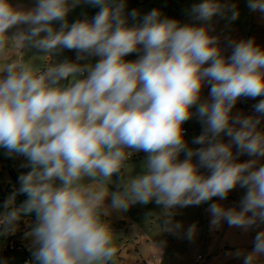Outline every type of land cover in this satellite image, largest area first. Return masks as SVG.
Here are the masks:
<instances>
[{
  "label": "clouds",
  "instance_id": "1",
  "mask_svg": "<svg viewBox=\"0 0 264 264\" xmlns=\"http://www.w3.org/2000/svg\"><path fill=\"white\" fill-rule=\"evenodd\" d=\"M84 2L100 10L91 21L69 25L66 17L81 0H36L31 9L0 0V53L18 39L22 48L44 56L68 49L76 50L78 60L100 57L94 65L51 66L18 58L0 69V148L23 155L31 168L3 203V233L34 212L35 264H113V230L103 219L110 210L154 200L163 206V228L179 229L172 224L174 208L223 200L237 185L246 189L239 208L210 204L211 224L226 221L245 230L264 224V164L256 166L264 157V131L258 129L264 99L253 105L256 115L232 112L241 97L264 96V50L252 39L240 40L232 42L226 58L219 37L210 34L213 17L226 8L231 20L238 18L235 5L194 4L190 14L204 22L199 25L181 26L154 9L129 26L128 17L135 20L139 13L126 16L124 0ZM248 7L264 13V0H248ZM19 25L27 28L10 37L9 29ZM134 52H142L137 60L124 59ZM205 85L209 98L202 100ZM194 115L203 125L193 139L202 147L195 149L183 129ZM222 134L230 138L227 143ZM139 152L147 154L142 171L130 173V158ZM244 154L256 159L239 162ZM113 176L119 180L110 191ZM17 194L27 196L18 208ZM194 234L193 225L186 236ZM236 255L243 264H257L264 255V230L251 253Z\"/></svg>",
  "mask_w": 264,
  "mask_h": 264
},
{
  "label": "crops",
  "instance_id": "2",
  "mask_svg": "<svg viewBox=\"0 0 264 264\" xmlns=\"http://www.w3.org/2000/svg\"><path fill=\"white\" fill-rule=\"evenodd\" d=\"M230 1L231 0H227V2ZM10 2L13 5H19L24 9H31L36 5V0H10ZM238 4V1L233 2V5L235 6ZM257 13L259 14L258 24L256 25V31L252 33V36L251 33H249L250 35L247 37H245V34L239 33V27L237 26L221 22L219 24H210V34L219 37V43L224 57L227 58L232 54V42H239L240 40L252 39L257 46L264 50V13L260 11H257ZM66 19L68 24H71L81 18H79L78 14L71 17L69 12ZM202 23L199 22L196 23V25ZM53 27L59 29L60 22H53ZM26 28V25H19L9 29L8 35L12 37L18 31ZM41 35L44 34L42 33ZM65 53L66 52L63 53V50H61L53 56H44V52L35 48H22L20 41L17 39L16 41H9L4 52L0 53V69H2L7 63H10L18 58H23L25 60L32 58L31 63L33 65L51 66L54 63L63 62V59L68 61L67 54L66 56L64 55ZM209 88V85H205L203 87L201 94L202 100H207L209 98ZM245 99L248 101L258 102L260 99H264V96L257 97L255 100L249 98ZM192 111L195 112V108H193ZM232 112L233 115L242 114L247 116L244 110L238 105H236ZM183 129L187 130L184 134V139L189 148L195 149L202 147V145L193 143V139L199 136L203 131V125L197 116L194 115L191 119L186 121L183 124ZM258 129L260 131H264V120H261ZM221 139L227 143L230 138L222 134ZM233 151L235 153V146H233ZM140 153L144 158L146 157V153L139 152L134 153L133 158L135 160L140 158ZM15 156V154H9L6 149L0 148V167H3L4 163H7L8 161L9 164L13 165L12 162H15ZM143 157L141 159H143ZM179 159H184L183 153H181ZM250 159H256V157H250L247 154L238 157L239 162L248 161ZM193 161L196 162L197 158L193 157ZM261 164H264V157L259 158L256 166L258 167ZM200 172L204 175L209 174V171L205 168H201ZM1 186H3V183ZM245 191L246 189L237 185V187L230 191L227 197L223 200L219 197H213L212 200L206 203H201L200 205L186 207L177 206L172 210V224L174 225L179 223L181 227L179 229L172 228L170 230L162 228V235L150 234V236L147 234L143 236L141 241L139 240L138 242V240H136L138 243L135 242L136 244L134 243V246L137 249L136 254H138V256L135 259L136 263L130 264H243V256H237L236 253L237 251L244 254L252 252L254 247V238L259 232L258 230H260L261 224L253 225L247 230L240 227L229 226L226 221H221L218 226H213L211 224L212 216L208 211V207L212 203H219L225 208H239L240 201L245 194ZM162 213L163 210L156 213L153 211V213H150L149 216L154 221L159 220L163 224L164 218ZM193 225L195 226V234L192 239H189L186 236V232L187 229ZM2 235H5V233ZM0 251L4 262L1 246ZM127 251L126 255L129 256V247H127ZM119 254L122 255V252L120 251ZM121 260L127 264V260L125 258H119L120 262ZM257 264H264V255L258 257Z\"/></svg>",
  "mask_w": 264,
  "mask_h": 264
},
{
  "label": "rangeland",
  "instance_id": "3",
  "mask_svg": "<svg viewBox=\"0 0 264 264\" xmlns=\"http://www.w3.org/2000/svg\"><path fill=\"white\" fill-rule=\"evenodd\" d=\"M238 1V5L235 6V10L239 12V16L235 20H231V12L225 9L224 15H216L213 17L210 24L213 23H220L221 21L225 24L237 26L239 33L245 34V37L250 35L249 33H252L256 31V25L258 24V17L259 14L257 11H251L248 7V0H231L230 2H227V0H220V3L231 6L233 5V2ZM71 2V0H70ZM202 2V0H145L141 6H134L132 7V11L136 10L139 15L138 17L133 20L131 17H128V25L132 26L133 24L139 23L142 18L148 14L150 11L157 9L161 13V18H170L177 20L180 25L184 24H195L202 21H197L195 18L190 14V9L194 4H198ZM79 6H76L72 8L69 12L71 14V17H74L75 14L79 15V18L81 19H88L92 17V10H94L95 6H92L90 4H87L84 2V0H81V3L78 4ZM128 11L125 8V15L127 16L128 13L132 12ZM80 20V19H79ZM73 23V22H72ZM71 23V24H72ZM204 23V22H203ZM69 23V25H71ZM263 31V30H262ZM67 52V49H63V53ZM76 52V51H75ZM142 54V52H134L126 57H124L127 61H135L139 58V56ZM74 55V53H73ZM74 57H76L74 55ZM100 57L98 56H89L86 60H83L80 62L81 65L83 64H95L98 62ZM67 61L63 59V62ZM15 160H18L20 158V155L15 154ZM136 155V154H135ZM141 153L139 154V156ZM147 155V154H146ZM143 156L141 155L140 158H137L136 160L133 158V155L130 158L129 163L132 165L129 168V172L133 174H139L142 171L141 165L145 158L141 159ZM28 164V161L26 158L22 159L20 162H15L13 164L14 166V172L17 177H19L21 174H26L27 172L31 171V168L28 167V170L25 168ZM4 168V169H1ZM10 166L9 161L7 163H4L3 167H0V186L3 183V187H8V185L12 182L13 177L10 174ZM3 172V173H2ZM119 177L113 176L114 183L109 186L110 191L116 190V183H118ZM10 195H7L6 197L0 195V214L3 215L6 211V209L3 207L4 201L8 199ZM25 200L27 199L26 194H24ZM111 199L110 197L106 199L105 204L110 205ZM15 206V201H14ZM3 207V208H2ZM163 210L162 205H157L155 201L149 202L148 204H132L126 211H116V210H110V212L106 213V215L103 217L106 223L110 224L112 230H113V242L114 246L116 248V255L114 257L113 264H125L122 260L119 261V258H125L127 260V264L130 263H136V257L138 254H136V247L134 246V243H138L139 240L143 239L144 235L147 234H160L162 235V228L163 224L161 221L150 218L149 214L153 213V211L160 212ZM33 226L28 230L27 235L25 236V241L28 242V244L32 247H36L33 243V239L30 235ZM264 230V224H261L259 232ZM151 236V235H150ZM138 240V242L136 241ZM244 240V239H243ZM135 243V244H136ZM127 247L130 248V255L127 256L126 253ZM120 251L122 252V255H120ZM9 264H23V258L22 254L18 253H12L9 252ZM263 256V255H261ZM141 260V259H139ZM0 261H3L0 251ZM35 264V262H34Z\"/></svg>",
  "mask_w": 264,
  "mask_h": 264
},
{
  "label": "flooded vegetation",
  "instance_id": "4",
  "mask_svg": "<svg viewBox=\"0 0 264 264\" xmlns=\"http://www.w3.org/2000/svg\"><path fill=\"white\" fill-rule=\"evenodd\" d=\"M124 2L126 5L125 8L128 11H132V7H134L135 5L141 6V4L145 2V0H124ZM99 10H100L99 7L92 10L91 12L92 17L88 18L87 20L91 21L92 18L96 15V13ZM221 23L223 22L221 21ZM73 53L76 57H74ZM64 55L66 56V53ZM69 55H70V61L68 62L80 64L81 61L87 59L86 58L83 60H78L77 59L78 53H76L74 50H69ZM62 83L64 85H67L69 83V80H65ZM12 163L14 164L15 162H12ZM25 168L28 170V167H25ZM19 187L20 186H18L15 183V179L13 178L12 182L8 185V187L0 186V195L4 197H6L7 195H11ZM14 201H15V207L17 208L20 207V205L25 201L24 194H17ZM35 223H36V214L34 212L28 215H22L21 218L16 222L14 230L8 231L5 235H3L4 242H5L4 244L5 250L8 253L12 252L15 254H18V253L22 254L23 264H34L32 252L35 250V247L30 246L28 242L25 241V236L27 235L28 230L33 226V224L35 225Z\"/></svg>",
  "mask_w": 264,
  "mask_h": 264
},
{
  "label": "built area",
  "instance_id": "5",
  "mask_svg": "<svg viewBox=\"0 0 264 264\" xmlns=\"http://www.w3.org/2000/svg\"><path fill=\"white\" fill-rule=\"evenodd\" d=\"M257 102H253V101H248L247 99H245L244 97H241L237 103L235 104L233 110L235 109L236 105H238L239 107H241L244 112L247 114V116H252L255 115L254 114V109H253V105L256 104ZM232 110V111H233ZM187 132L186 129H184V134ZM0 231H3L2 228H0Z\"/></svg>",
  "mask_w": 264,
  "mask_h": 264
},
{
  "label": "trees",
  "instance_id": "6",
  "mask_svg": "<svg viewBox=\"0 0 264 264\" xmlns=\"http://www.w3.org/2000/svg\"><path fill=\"white\" fill-rule=\"evenodd\" d=\"M15 183L18 185V186H20V183H19V180L16 178L15 179ZM3 233H2V231H0V246H1V248H2V253H3V257H4V262H5V264H9V258H10V256H9V253L5 250V248H4V244H5V242H4V238H3V235H2Z\"/></svg>",
  "mask_w": 264,
  "mask_h": 264
},
{
  "label": "water",
  "instance_id": "7",
  "mask_svg": "<svg viewBox=\"0 0 264 264\" xmlns=\"http://www.w3.org/2000/svg\"><path fill=\"white\" fill-rule=\"evenodd\" d=\"M80 20H83V19H80ZM76 21H78V20H76ZM75 21V22H76ZM66 54H67V57H68V61H70V55H69V50L67 49V52H66ZM68 82V81H67ZM24 158V156L23 155H21V159H23ZM21 159H18V160H15V162H20V160ZM9 166H10V174H11V176L14 178V179H16L17 178V176H16V174H15V172H14V168H13V165H11V164H9ZM3 208V207H2Z\"/></svg>",
  "mask_w": 264,
  "mask_h": 264
}]
</instances>
